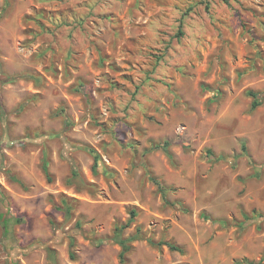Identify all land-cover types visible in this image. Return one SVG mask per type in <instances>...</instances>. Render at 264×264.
<instances>
[{
    "label": "rangeland",
    "instance_id": "obj_1",
    "mask_svg": "<svg viewBox=\"0 0 264 264\" xmlns=\"http://www.w3.org/2000/svg\"><path fill=\"white\" fill-rule=\"evenodd\" d=\"M0 61V264H264V0H11Z\"/></svg>",
    "mask_w": 264,
    "mask_h": 264
},
{
    "label": "trees",
    "instance_id": "obj_2",
    "mask_svg": "<svg viewBox=\"0 0 264 264\" xmlns=\"http://www.w3.org/2000/svg\"><path fill=\"white\" fill-rule=\"evenodd\" d=\"M222 1H224L226 3L229 2V0H222ZM10 4H11V0H5V4L2 7H0V19L3 17L4 12L10 6ZM1 74L5 75V78L1 79V77H0V99H1V88L5 82H14V81L18 80L19 78L30 77L29 75H26V74H24V75H8V74H6L2 69V64L0 61V76H1ZM248 95L250 97H252V102H251V109L252 110L256 109L257 107L261 106L264 103V91L249 90ZM0 109H1V113H0V116H1L3 112H2V108H0ZM158 146L160 148H162L164 150V152L170 158L172 157V153L169 149V146H170L169 141H166L165 143L158 145ZM242 149L246 154L250 155L248 152V149H247V145L245 143H243ZM92 153L94 155L93 169H94L95 173H98L100 156L95 151H92ZM208 154H210V156H212L213 158H216L215 154L213 153V151L211 149L208 150ZM0 166L4 167V154L1 150V147H0ZM43 169H44L45 173L47 174V176L50 177L47 161L44 162ZM72 176H73L72 179H75V178H78L80 176V174L78 173L77 170H74ZM152 178L157 183L160 191L165 195V193H166L165 192V186L156 177H152ZM0 204L3 206V208L4 207L7 208V200L3 194L1 186H0ZM64 205H65L64 209H65L66 216H68V217L71 216V208H70L66 199L64 201ZM7 213H9V211L8 212H2L0 214V219L1 220L3 219V221H5V223L7 225L6 228L8 227L9 222H10V219L7 217ZM137 213H138L137 209L135 207L132 208L130 211V218L128 219V221H126V223H124V224L116 225L114 228V235H113L114 237L113 238L121 246V250L119 253V260L121 263H126L128 261V254L133 248L132 242L137 240V239L142 238L141 234H140V229H138L136 231V233L132 236H128V237L123 236L125 229L130 227L131 224L135 221ZM258 216L263 217V214L260 213V214H258ZM224 223L226 224V221ZM76 225L78 227H80L81 222L78 220ZM6 230L8 231V229H6ZM149 242L152 245H158V246H160L162 244H167L171 250L183 251L181 247H179V246H177L171 242H165L164 243L163 241H159L156 243L155 241H153L151 239L149 240ZM75 246H76V238L74 236H70L69 237L70 257L73 260L77 258L76 252H75V250H73V247H75ZM47 251L49 253H52V254L55 253V250L53 248H50V247H47Z\"/></svg>",
    "mask_w": 264,
    "mask_h": 264
}]
</instances>
